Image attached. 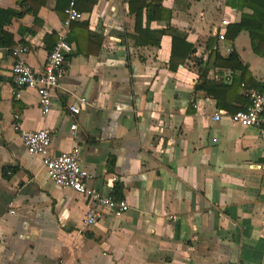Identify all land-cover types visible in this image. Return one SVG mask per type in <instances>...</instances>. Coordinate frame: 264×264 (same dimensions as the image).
I'll return each instance as SVG.
<instances>
[{
    "label": "crops",
    "instance_id": "obj_1",
    "mask_svg": "<svg viewBox=\"0 0 264 264\" xmlns=\"http://www.w3.org/2000/svg\"><path fill=\"white\" fill-rule=\"evenodd\" d=\"M160 2L155 20L145 8L138 17L132 0L79 3L43 115L35 91L12 82V50L26 47L41 72L68 0H0V264H264V128L229 117L248 104L246 88L264 89V57L248 33L225 37L251 11L226 0ZM171 31L183 38L176 56ZM232 48L249 74L238 89L230 86L241 72L212 57ZM204 68L208 93L195 89ZM77 98L86 103L72 115ZM16 124L49 130L53 156L77 147L87 186H112L129 210L100 208L85 226L86 199L53 184Z\"/></svg>",
    "mask_w": 264,
    "mask_h": 264
},
{
    "label": "built area",
    "instance_id": "obj_2",
    "mask_svg": "<svg viewBox=\"0 0 264 264\" xmlns=\"http://www.w3.org/2000/svg\"><path fill=\"white\" fill-rule=\"evenodd\" d=\"M82 1L68 0L65 9L66 18L62 23L61 31L58 33L53 48L48 53L46 64L41 72H35L26 63L24 59L27 53L26 47L18 46L12 50V56L14 57V63L11 66L12 82L20 90L35 91L43 115L49 113L51 93L58 87L59 78L64 73L66 55L71 50L70 44L66 40V34L70 25L82 18V13L78 9V4ZM228 24L227 20L221 22L223 26ZM218 38L223 40V33H219ZM245 95L248 104L243 110H238L229 116L231 122L246 128L252 126L264 128V90L246 88ZM79 103L85 104L86 100L77 98L76 102L68 105L67 109L72 115L79 113ZM220 115V113L214 114L212 120L219 121ZM14 130L18 132L26 152L29 155L41 158L42 166L47 176L56 187L71 190L86 199L85 226L90 227L100 219L98 212L100 208L111 210L115 216H120L129 210L125 200L113 198L112 186L108 189V193L105 194L87 186L89 174L81 166L77 147L72 148L69 152L53 156L49 151L51 143L49 130L25 131L17 124L14 125ZM76 130L77 125L73 123L70 126V131L74 134ZM262 150L264 151V145Z\"/></svg>",
    "mask_w": 264,
    "mask_h": 264
},
{
    "label": "trees",
    "instance_id": "obj_3",
    "mask_svg": "<svg viewBox=\"0 0 264 264\" xmlns=\"http://www.w3.org/2000/svg\"><path fill=\"white\" fill-rule=\"evenodd\" d=\"M133 4L136 6L135 14L140 17L142 9H146L147 16L149 20H155L158 17L164 16L160 14H165V11L161 9L160 0H132ZM226 5L232 9H238L242 11L244 8L249 9L250 13H241L240 21L238 23L229 25L227 27L225 37L232 42L235 37L242 31L248 33L250 40V47L253 53L260 57H264V0H226ZM130 13L133 11V7L129 9ZM18 14L17 16H20ZM172 37V50L171 56H176L177 46H180V42L183 41L182 35L178 34L175 31H171ZM4 44H7L4 41ZM214 59L221 60L224 63V66L229 68L231 71L238 70L241 72L240 77H233L231 82V88L238 89L241 83L244 84L245 78L249 76L246 66L242 64L237 53L232 48L230 53L226 58H221L217 53L213 54ZM208 69L204 68L199 75L200 83L196 85V90H203L209 92L206 81ZM207 82V81H206ZM208 83V82H207ZM209 84V83H208ZM245 85V84H244ZM218 87V86H217ZM216 87V88H217ZM220 89H224V85L220 84ZM264 90V89H261Z\"/></svg>",
    "mask_w": 264,
    "mask_h": 264
}]
</instances>
